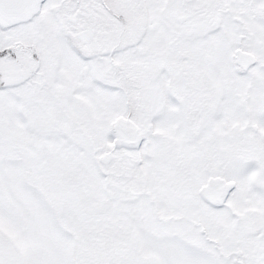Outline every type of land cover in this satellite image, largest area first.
<instances>
[{
	"label": "snow or ice",
	"instance_id": "6c2138e0",
	"mask_svg": "<svg viewBox=\"0 0 264 264\" xmlns=\"http://www.w3.org/2000/svg\"><path fill=\"white\" fill-rule=\"evenodd\" d=\"M0 264H264V0H0Z\"/></svg>",
	"mask_w": 264,
	"mask_h": 264
}]
</instances>
